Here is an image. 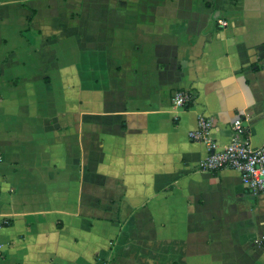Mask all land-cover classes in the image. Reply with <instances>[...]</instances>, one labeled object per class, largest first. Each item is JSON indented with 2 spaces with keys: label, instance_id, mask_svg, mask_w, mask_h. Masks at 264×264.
Wrapping results in <instances>:
<instances>
[{
  "label": "crops",
  "instance_id": "1",
  "mask_svg": "<svg viewBox=\"0 0 264 264\" xmlns=\"http://www.w3.org/2000/svg\"><path fill=\"white\" fill-rule=\"evenodd\" d=\"M198 118L264 145V0H0V264H264Z\"/></svg>",
  "mask_w": 264,
  "mask_h": 264
},
{
  "label": "built area",
  "instance_id": "2",
  "mask_svg": "<svg viewBox=\"0 0 264 264\" xmlns=\"http://www.w3.org/2000/svg\"><path fill=\"white\" fill-rule=\"evenodd\" d=\"M221 27H227L225 21H218ZM191 102L190 94L184 90H177L171 98L173 108L185 109ZM210 120L198 118L197 127L189 132L188 136L193 141H201L206 144L208 155L198 164L202 172L217 173L222 170L236 172L242 185L253 194L264 195V145L259 148H251L242 139L244 134L243 123L237 119L232 124V140L224 148H215L207 137L211 131ZM264 248V238L257 242Z\"/></svg>",
  "mask_w": 264,
  "mask_h": 264
}]
</instances>
